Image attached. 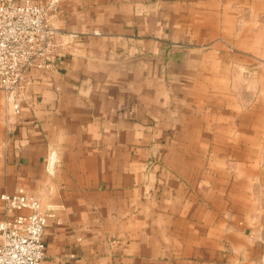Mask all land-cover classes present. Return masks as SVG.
Listing matches in <instances>:
<instances>
[{"label": "crops", "instance_id": "crops-1", "mask_svg": "<svg viewBox=\"0 0 264 264\" xmlns=\"http://www.w3.org/2000/svg\"><path fill=\"white\" fill-rule=\"evenodd\" d=\"M54 26L58 67L17 114L0 92V196L55 214L41 264H264V0H63Z\"/></svg>", "mask_w": 264, "mask_h": 264}, {"label": "built area", "instance_id": "built-area-1", "mask_svg": "<svg viewBox=\"0 0 264 264\" xmlns=\"http://www.w3.org/2000/svg\"><path fill=\"white\" fill-rule=\"evenodd\" d=\"M63 0H0V92L17 114L23 84L33 69L55 70L57 30L54 26ZM54 153L48 156V166ZM5 216L0 220V264H41L47 220L54 218L38 199L22 188L0 196Z\"/></svg>", "mask_w": 264, "mask_h": 264}]
</instances>
